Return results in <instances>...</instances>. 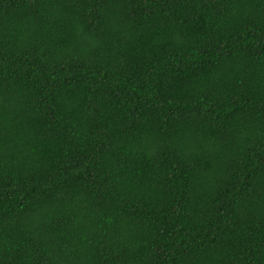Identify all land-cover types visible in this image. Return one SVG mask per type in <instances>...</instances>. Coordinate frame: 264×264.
I'll list each match as a JSON object with an SVG mask.
<instances>
[{
	"label": "trees",
	"instance_id": "16d2710c",
	"mask_svg": "<svg viewBox=\"0 0 264 264\" xmlns=\"http://www.w3.org/2000/svg\"><path fill=\"white\" fill-rule=\"evenodd\" d=\"M0 264H264V0H0Z\"/></svg>",
	"mask_w": 264,
	"mask_h": 264
}]
</instances>
